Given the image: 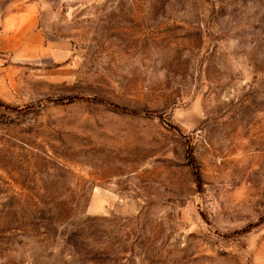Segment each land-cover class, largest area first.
<instances>
[{"label":"rangeland","instance_id":"374dc122","mask_svg":"<svg viewBox=\"0 0 264 264\" xmlns=\"http://www.w3.org/2000/svg\"><path fill=\"white\" fill-rule=\"evenodd\" d=\"M0 0V264H264V0Z\"/></svg>","mask_w":264,"mask_h":264},{"label":"crops","instance_id":"0c3cea01","mask_svg":"<svg viewBox=\"0 0 264 264\" xmlns=\"http://www.w3.org/2000/svg\"><path fill=\"white\" fill-rule=\"evenodd\" d=\"M22 8L26 11V10H28V11H30V10H34V9H36V2L35 1H30V0H28L25 4H24V6H22Z\"/></svg>","mask_w":264,"mask_h":264}]
</instances>
